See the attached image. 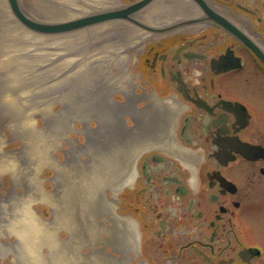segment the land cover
Instances as JSON below:
<instances>
[{
  "label": "flooded vegetation",
  "instance_id": "obj_1",
  "mask_svg": "<svg viewBox=\"0 0 264 264\" xmlns=\"http://www.w3.org/2000/svg\"><path fill=\"white\" fill-rule=\"evenodd\" d=\"M71 1L114 2L81 16L115 11L147 35L125 44L129 156L92 252L103 264H264V0ZM3 189L2 208L17 194ZM0 264L19 262L0 250Z\"/></svg>",
  "mask_w": 264,
  "mask_h": 264
},
{
  "label": "water",
  "instance_id": "obj_2",
  "mask_svg": "<svg viewBox=\"0 0 264 264\" xmlns=\"http://www.w3.org/2000/svg\"><path fill=\"white\" fill-rule=\"evenodd\" d=\"M113 3L0 0V175H11L4 196L17 192L0 205V238L10 244L0 242V250L16 254L19 264L104 263L92 250L109 234V200L129 156L123 121L131 99L117 104L114 94L129 96L125 44L147 35L129 21L109 20L124 17L115 11L69 19ZM17 139L18 147L2 149ZM44 167L54 175L40 177ZM37 201L51 207V218L32 209Z\"/></svg>",
  "mask_w": 264,
  "mask_h": 264
},
{
  "label": "rangeland",
  "instance_id": "obj_3",
  "mask_svg": "<svg viewBox=\"0 0 264 264\" xmlns=\"http://www.w3.org/2000/svg\"><path fill=\"white\" fill-rule=\"evenodd\" d=\"M114 98L116 100H120V101L124 100V96L121 94H117V93L114 94ZM2 129L8 138L11 137V131L7 125H4L2 127ZM21 143H22V139H17V140L11 141V142L3 145L2 149H12V148L18 147ZM56 154H57L58 159L60 161L65 160V153L62 150L57 149ZM39 175H40V177H44V178L52 177L54 175V169H52L50 167H44ZM10 181H11L10 173L3 174L2 178H1V182L4 185L3 195H5L8 192V189L10 186ZM43 186H44L45 190H52L54 188V183L51 180H46V181H44ZM32 208L35 210V212L38 215H40L44 218L48 219V218L52 217L51 207L47 203L37 201V202H34L32 204ZM67 235H68V232L66 230L62 229L59 231V236L61 238H66ZM8 260L10 261L11 258L8 257Z\"/></svg>",
  "mask_w": 264,
  "mask_h": 264
},
{
  "label": "bare ground",
  "instance_id": "obj_4",
  "mask_svg": "<svg viewBox=\"0 0 264 264\" xmlns=\"http://www.w3.org/2000/svg\"><path fill=\"white\" fill-rule=\"evenodd\" d=\"M33 209V208H32ZM34 210V209H33ZM35 211V210H34ZM65 230V229H64ZM67 231V230H66Z\"/></svg>",
  "mask_w": 264,
  "mask_h": 264
}]
</instances>
